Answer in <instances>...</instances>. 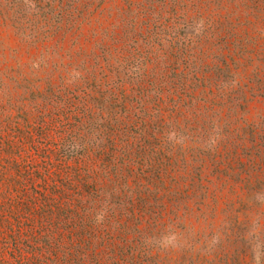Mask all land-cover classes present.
Wrapping results in <instances>:
<instances>
[{
  "label": "rangeland",
  "instance_id": "374dc122",
  "mask_svg": "<svg viewBox=\"0 0 264 264\" xmlns=\"http://www.w3.org/2000/svg\"><path fill=\"white\" fill-rule=\"evenodd\" d=\"M51 1L0 0V264H264V0Z\"/></svg>",
  "mask_w": 264,
  "mask_h": 264
},
{
  "label": "trees",
  "instance_id": "16d2710c",
  "mask_svg": "<svg viewBox=\"0 0 264 264\" xmlns=\"http://www.w3.org/2000/svg\"><path fill=\"white\" fill-rule=\"evenodd\" d=\"M8 3L10 10L12 11V20L13 23L18 30V33L24 36H33L45 33V31H49L54 26L53 23L50 22V16L53 17V3L51 0H6ZM45 3L44 5H42ZM45 9V10H44ZM42 10V11H41ZM41 11V12H40ZM62 17L61 10L57 14V19ZM58 20H55L57 22ZM60 20L57 22V24ZM96 121V120H95ZM92 122L90 118L86 117L83 120H79V125L82 127L81 134L78 138L72 136L69 141V148L77 149V153L83 156L85 153L89 152L91 148H94V142L90 140L87 142L86 135L88 137L90 129L92 128ZM114 131L117 132L118 129L124 128L128 133L130 128V123L126 121L124 124L115 120L114 121ZM108 162L112 163L114 160L111 158H107ZM114 170H116V166L112 165ZM86 183V182H85ZM81 192L82 194H86L88 197L93 194L92 190L86 184L82 185ZM73 255L72 262L68 264H83L84 263V253L75 252ZM70 255V254H69ZM70 257V256H69ZM76 259L77 261H74Z\"/></svg>",
  "mask_w": 264,
  "mask_h": 264
}]
</instances>
